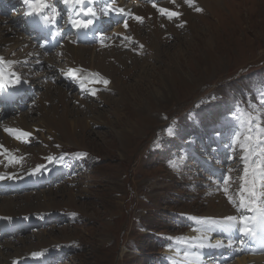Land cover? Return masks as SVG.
Returning a JSON list of instances; mask_svg holds the SVG:
<instances>
[{
	"label": "rangeland",
	"instance_id": "1",
	"mask_svg": "<svg viewBox=\"0 0 264 264\" xmlns=\"http://www.w3.org/2000/svg\"><path fill=\"white\" fill-rule=\"evenodd\" d=\"M115 1L133 21L127 28L107 27L116 40L110 47L76 45V38L99 26L98 19L81 35L67 34L62 0L48 3L56 8L66 36L47 52L35 42L40 32L50 31L41 14L31 16L38 34L27 23L25 2L26 8L18 0L0 15L5 77L0 83L21 81L0 88V112L10 106L0 114V173L19 179L47 164L34 176L63 179L58 186L0 196V217L45 220L0 240V264L43 256L46 264H193L191 257L194 264H264V257L250 261L264 256L261 247L257 253L213 260L217 249L227 247L223 235L232 232L224 218L250 213L239 206L241 186L246 202L251 191L257 202L264 198V133L255 131L264 128V0H193L191 6L169 0L156 7ZM8 3L0 0V7ZM90 4L84 0L67 8L82 11ZM161 8L180 15L169 18ZM42 11L52 16L51 8ZM141 21L142 26L134 23ZM109 73L114 79L105 85L102 75ZM169 88L180 100L171 113L159 100ZM134 92L139 102L133 107ZM6 99L16 100L10 104ZM149 100L154 109L147 108ZM127 103L130 108L122 110ZM123 112L117 128L115 120ZM247 114L256 117L250 126L259 140L254 154L243 160L248 154L232 134H247ZM127 121H139L140 130L129 132V142L121 147L116 133L129 128ZM62 122L67 133V124L69 129L80 126L73 138L67 133L65 141L60 138L55 126ZM8 129L30 136L17 138ZM54 141L58 145L47 147ZM50 155L54 163L45 160ZM13 156L17 162L9 159ZM55 168L59 172L48 174ZM205 220L211 223L202 224ZM33 252L43 255L33 257Z\"/></svg>",
	"mask_w": 264,
	"mask_h": 264
},
{
	"label": "snow or ice",
	"instance_id": "2",
	"mask_svg": "<svg viewBox=\"0 0 264 264\" xmlns=\"http://www.w3.org/2000/svg\"><path fill=\"white\" fill-rule=\"evenodd\" d=\"M24 2L26 4L29 5L30 11L26 12L25 14L27 16H39L41 11L44 8H51V12H52V16L51 17H44V20L46 23H52L53 20L55 19V16L57 14V10L55 7H53L52 5H50L48 3V0H24ZM62 2L65 5H79L84 3V0H62ZM89 3L92 2V0H88ZM185 3L188 4L189 6L192 5L193 0H185ZM108 7V11L104 12L103 14L105 16H107L110 12H111V6L110 5H106ZM153 7H156L155 4H153ZM84 16L85 17H92V18H85V19H73L71 20V24L74 28H76L77 30H86L88 28H90L91 26H93L94 24V18H96V13L93 11V9L91 7H88L86 9H82ZM159 11L164 14L167 13L169 18H173V17H177L180 14L174 11H169L167 9H159ZM195 11L200 12L202 11V9L200 8H196ZM135 19L137 21H140L142 18L141 17H135ZM124 27L127 28L128 24L127 21H125L124 23ZM141 47H143L141 45ZM73 72H75L76 70L73 69ZM99 75V74H97ZM5 80L4 77V72L2 69H0V82H3ZM97 83L100 81H96ZM19 83H21V81L17 78V79H11V82L8 84L5 83H0V88H5V87H15L16 85H18ZM102 83L107 85L109 83L108 80L104 79L102 80ZM93 95H95V93H92ZM260 103L264 104V97L260 98ZM256 117L252 116L251 114H247V119L244 121L245 124H248L249 127L247 128V134H243L241 133L239 130H237L236 132H234L232 134V138H233V142L234 143H239V147L241 149L242 152L247 153L248 155L242 156L243 160H247L249 159V156L253 155L257 146V141L259 140V137H257V139H253V129L250 126L253 122V120ZM165 119H167V117H165ZM8 131L10 132H17L18 136L17 138L20 137H27L30 136V133L28 132H24L22 130H12V129H8ZM169 133L171 134V129H168ZM255 131L257 132H261L264 133V128L261 129H256ZM241 136L243 137V142H240V138ZM59 147V146H58ZM3 154V153H0ZM82 155H86V154H82ZM9 159L12 162H17L16 158L13 157H9ZM45 160L47 161V163H54L55 162V158L53 156H48L45 158ZM261 167V174L262 176H264V163H261L260 165ZM47 168V164L44 165H37L36 168H34L33 170H31V172L29 173L30 176H34V175H38V174H42ZM16 177H14L13 175H9L7 177L5 176H0V181H4L6 179H14ZM225 183H227V179H225ZM224 191L227 193V188L224 189ZM247 191L244 186H241V192H240V208H246L249 212L253 213L252 215H240L239 217L236 216H228L225 217L224 220L227 221L228 223L226 224V229L227 230H237L240 237H241V244L244 243L245 239H249L252 242H256L259 241L261 244H264V198H262L259 202L256 201L255 198V192L251 191L249 192L248 195V201H245V196H244V192ZM230 202L231 198H230ZM250 205H256L254 207H251ZM6 221H10L12 218H0ZM202 224H209L211 223L210 221H202ZM205 231H211V228H205ZM196 239L200 246L203 247V241L201 238H194ZM185 243H187V241H183ZM222 246L221 244H217L215 245V247H220ZM43 253L41 252H33L32 256L33 257H40L42 256ZM184 257L186 259L191 257V254L187 251L184 252ZM191 260L194 264L195 262V258L191 257ZM13 264H17L16 261L13 262Z\"/></svg>",
	"mask_w": 264,
	"mask_h": 264
},
{
	"label": "bare ground",
	"instance_id": "3",
	"mask_svg": "<svg viewBox=\"0 0 264 264\" xmlns=\"http://www.w3.org/2000/svg\"><path fill=\"white\" fill-rule=\"evenodd\" d=\"M19 48H21V47H19ZM13 69H14V67H13L12 64L8 66V72H9V73H11V72L13 71ZM102 77H103L104 79H106V80H108L109 78L114 79V76H113L111 73H109V74H104V75H102ZM79 81H80V80H78V83H79ZM188 94H190V93H188ZM159 100H161L162 104L164 103L165 108H166L167 110L171 109L169 113H171L172 110L174 109V107H175L177 104H179V102H180V100H176V97H175V95H174V92H173V89H172V88H169V89L165 90V91L163 92L162 96L159 98ZM126 101H129V100L126 99ZM137 102H139V100H138V96H137L136 93L134 92V94H133V96H132V98H131V103H132L133 107L137 104ZM177 102H178V103H177ZM159 103H160V101H159ZM129 104H130V103H129ZM129 104H128V103H127V104H124L122 110H123V109L126 110V109L130 108L131 104H130V105H129ZM155 106H156V105H154V103H153L152 100H149V101L147 102V108H149V109H154ZM157 106H158V105H157ZM164 112H165V111H164ZM126 113H127V112H126ZM126 113L123 112V114L121 115V117H119L118 119L115 120V125L117 126V128H119V127L123 124V122H122V124H121L120 121H121L122 119H124V115L126 116ZM160 113H161V112H160ZM169 113H168V114H169ZM138 114L141 116V120H142L143 117H142V115H141V112L139 111ZM161 115H162V114H161ZM51 122H52V121H51ZM51 122H50V123H51ZM124 122H125V121H124ZM138 122H139V121H136V122H134L133 124H130V122L127 121L126 124H127V126H129V128H125V129H123V130L117 131L116 135H117V139H118L119 144H120L121 147H124V146L126 145L128 139H129V137H130L129 132H131L132 130H133V131H134V130H136V131H139V130H140V126H139ZM55 127L61 132V136H60V138H61L63 141H65L67 134L70 135V136H72V138H73L74 135H75L76 130H77L80 126H79L78 124H72V129H69L68 124H67L68 133L66 132L65 124H64L63 122L60 124V126H55ZM51 128H52V127H51ZM66 133H67V134H66ZM0 135H4V134H3V131H2L1 129H0ZM81 137H82V141H81L80 143H84V137H83V135H82ZM128 142H129V141H128ZM80 143H74V145H72V146H77V147H80V146H81V147H83L84 144H80ZM53 144L56 145L57 142H55V141H54L53 143L48 142V143H47V147L49 146V148H51V147H53ZM4 145H5V144H4ZM57 145H58V144H57ZM64 146H65V145H64ZM69 146H70V145H69ZM56 150H59V149L57 148ZM250 257H253V256H250ZM263 257H264V256H259V255H258V256L254 257V258H250V261H251V262H253V261L258 262V261H259L260 259H262Z\"/></svg>",
	"mask_w": 264,
	"mask_h": 264
}]
</instances>
